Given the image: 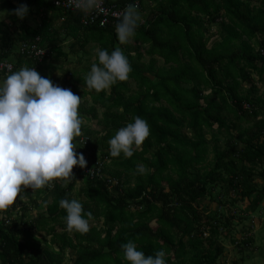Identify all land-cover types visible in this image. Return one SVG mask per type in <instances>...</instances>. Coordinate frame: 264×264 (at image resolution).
Masks as SVG:
<instances>
[{"label": "trees", "instance_id": "trees-1", "mask_svg": "<svg viewBox=\"0 0 264 264\" xmlns=\"http://www.w3.org/2000/svg\"><path fill=\"white\" fill-rule=\"evenodd\" d=\"M28 1L39 13V23L21 24L15 31L17 43L38 39L46 59L74 56L77 63L90 46L109 52L120 47L132 71L126 81L109 87L107 95L105 90L81 93L76 83L87 86L85 79L63 71L59 85L90 96L91 105H79L78 111L82 120L95 121L98 127L81 125L86 142L75 145L74 138L77 153L85 156L101 149V160L108 163L101 178L89 180L77 167L76 178L65 186L55 180L52 187L35 189L32 197L26 191L34 209L41 207L40 197L50 198L45 213L33 220L22 221L30 210L25 203L0 211V264H62L67 249L74 253L72 264H129L121 248L129 240L146 255L163 248L167 264H223V241L236 247L240 264L246 263L253 252V226L260 219L256 211L264 198V119L237 127L264 110V97L253 95L252 79L253 74L258 80L264 76V0H134L141 22L136 35L123 44L115 32L117 21L103 28L84 26L80 11L63 10L54 0ZM105 2L124 9L133 0ZM47 11L55 12L61 23L52 21ZM212 26L219 27L220 38L207 47ZM67 38L71 43L64 53ZM13 42L0 51L3 58L13 56V71L32 67L30 60L15 53ZM45 60L38 71L56 68L43 66ZM93 62L98 63L97 54ZM96 107L102 110L100 116ZM135 116L147 120L149 137L134 146L132 157L111 156L108 140ZM229 116L233 120L227 124ZM237 129L238 135H231L219 149L218 136ZM209 154L212 159L206 164ZM138 164L146 166L144 174L137 173ZM78 179L83 186L74 196ZM62 198H78L85 214L92 213L89 221L101 225L87 233L68 231L66 212L59 205ZM228 200L232 206L247 201L249 213L223 215L208 208ZM19 213L20 220L13 219ZM247 214L248 227L237 239L234 224L240 225Z\"/></svg>", "mask_w": 264, "mask_h": 264}, {"label": "clouds", "instance_id": "clouds-1", "mask_svg": "<svg viewBox=\"0 0 264 264\" xmlns=\"http://www.w3.org/2000/svg\"><path fill=\"white\" fill-rule=\"evenodd\" d=\"M74 3L85 14L104 11V0H74ZM28 13L29 7L24 2L12 10L21 20ZM140 22L141 15L133 0L115 24L118 40L123 44L132 39ZM96 54L98 63L91 65L85 77L88 88L101 91L129 78L132 67L120 47L111 52L97 48ZM80 103L78 94L41 75L34 66L24 65L0 78V211L12 206L24 189L52 187V181L75 177L74 166L87 165L85 156L77 153L73 143L81 134ZM149 135L147 120L133 117L132 122L119 128L108 140L111 156L132 157L134 146H141ZM136 171L144 174L147 168L138 164ZM59 205L66 212L63 219L68 231H89L87 217L92 213L85 214L80 200L62 198ZM121 248L123 259L129 264H167L163 248L146 255L132 240Z\"/></svg>", "mask_w": 264, "mask_h": 264}, {"label": "rangeland", "instance_id": "rangeland-1", "mask_svg": "<svg viewBox=\"0 0 264 264\" xmlns=\"http://www.w3.org/2000/svg\"><path fill=\"white\" fill-rule=\"evenodd\" d=\"M21 2L26 3L28 5V7H29L28 15L22 20L19 19L18 17H16L15 15H13L12 11L7 10L5 7L3 8L4 9L3 11L0 10V17H2V15L5 17L2 20L3 26L6 28L5 30L7 31V33H9L10 35L13 34V36H14L13 39L12 38H10V39H12L14 41V43L18 42L17 35H15L16 34L15 31L19 28V26L21 24H24L27 27H35L37 25V23H38V20H39V13H36L34 5L28 0H20L19 3H21ZM143 15H145V14H143ZM207 36H209V41H208L206 46L210 47L212 43H214L215 41H219V38H220V29H219V27L212 26L211 28H209V33L207 34ZM69 43H71V39L70 38H67L66 40H64V42H63V47L64 48L62 50L64 53H67V47H68ZM96 49H97L96 47L90 46L88 55H86L85 57H81L80 58V63H77L76 58L74 56H67L66 60H63V58H58L56 60L53 59V58L46 59L43 66L51 64V65H55L54 67H56V68L53 69V70H50V69L43 70L42 69L39 72L41 73V75H45V76L50 77L52 79V81L54 83H56V84H60V83L62 84V80L63 79H61V77L63 76L62 75L63 71H66V70L70 71V72H72V71L77 72V73H79L78 76H81L83 79H85L87 73L90 71L91 65L94 63L93 59H94V56L96 54ZM9 57L13 58V56H9ZM147 62H148V57H145L143 59V63L146 64ZM161 65H162L161 61H158L157 66H161ZM68 78H69V76H67L66 80H68ZM252 79H253V84L256 87V92L254 91L253 95L254 96L264 97V76H262L261 80H258L256 75L253 74L252 75ZM76 84L78 85V87L81 88V90H82L81 93H83V94L85 92H88V93L92 94V93H94L96 91L94 89H90L87 86H85V84L83 82L82 83H76ZM243 87L245 89H247L249 86H248V84H245ZM108 92H109V88L105 89L106 95H107ZM205 93H208V92L205 91ZM253 95H251L250 97H254ZM80 105L83 106L85 109H87L91 105L90 96L89 95H85L84 97H81ZM96 111H97V115L100 116L101 113H102V110L100 108L96 107ZM259 119H264V110H259L258 111V118L257 119L247 118V119L241 120L240 122H238L239 124H238L237 128H240V129L248 128V127H250L252 124H254ZM229 120H233L231 116H229L227 118V120H226L227 124L229 123ZM82 124L87 126V127L92 128V129H98V127L96 126V122L95 121H92V122H88L87 121L86 122L85 120H82ZM238 130L239 129H237L236 131H232L231 134H226V133L220 134L218 136V138H219V140H218L219 141L218 142V148L219 149H223L224 145L226 143V140H228L231 137V135H232V137L235 138L238 135ZM80 136H82V135L80 134L79 136L75 137V139H76L75 140V145H80L79 142H78ZM98 137H99V135H98ZM92 138L93 137H90L89 140H92ZM206 139L210 143L209 147H211V145L213 143L211 135L207 134L206 135ZM237 145H239V143H237ZM78 151H79V149H78ZM101 151L102 150L99 149V150H95L94 152L91 151L93 154H91V152L86 153L85 158L87 160V164H90V162H93V161H95L97 159H101L102 158ZM211 157H212V155L209 154L206 164L209 161H211V159H212ZM57 180H58V182L60 183L61 186H65L66 183L69 181V178L57 179ZM78 180L79 181H76L74 190L72 192V195H74V196H76V191L78 189H80V187L83 186V182L81 181V179H78ZM26 191H27L28 195L29 194L31 195L30 197L33 196L32 193H33L34 190H32L31 188H26V189H24V191H22L20 196H18L16 202L13 205H17V207H18L22 203H25L28 206V208L30 210L26 214V217H24V219H22V221L25 220L27 222V221L33 220L38 215H41V214L45 213V208L49 204L50 198L42 199L40 197L37 201H38V203L40 204L41 207L38 208V209H34V208H32V205L27 201V196L25 195ZM44 196H42V197H44ZM229 202H230V200L226 201V203L224 205L219 206V207L217 206V204L212 202V203L208 204V208H209L210 211L218 210L223 215H229V213L230 214L234 213V214H237V215H241V214L243 215L244 213L248 212V210L246 208L249 205V203L247 201L246 202L245 201H241V202L236 201L233 206L230 205ZM203 204H207V200H205L203 202ZM258 206L262 208V209H260V211L264 215V198H263V200L260 202V204ZM10 215L12 216V214H10ZM250 215L251 214H247L246 218H245V221L243 220L240 223V225H238L236 223L234 224V227H236V234H235L236 236L235 237L237 239L241 238V234L248 227L247 224H249V220L251 219L249 217ZM253 215H255V213H253ZM20 216H21V213L15 215L14 217L12 216V217H13V219L16 218V220L19 221L20 220ZM0 217H2V214L0 215ZM234 220L239 221L237 218H234ZM89 224H90V227H92V226H95V225H101V222H99V221L98 222L97 221H89ZM151 225H154V224H151ZM253 230L257 231L256 223H254ZM256 231H254V233H256ZM42 237L45 238L44 235H42ZM220 242H221V245H223V247L225 248V253H224V256L222 258V261H223L222 263L223 264H231V263H233L235 261H238L236 247H233V245H230V243H228V242L227 243L223 242V241H220ZM258 254L259 253H257V255ZM73 259H74V253L71 250L67 249L65 251L64 256H63L62 264H72ZM244 264H246V263H244Z\"/></svg>", "mask_w": 264, "mask_h": 264}, {"label": "built area", "instance_id": "built-area-1", "mask_svg": "<svg viewBox=\"0 0 264 264\" xmlns=\"http://www.w3.org/2000/svg\"><path fill=\"white\" fill-rule=\"evenodd\" d=\"M54 5L62 8L66 11H80L82 13L81 23L84 26L97 24L99 27L103 28L108 23L115 22L119 19L123 8L116 6L115 4H107L104 0L103 9L104 11H95L90 14H85L83 11L77 9L75 7L74 0H54ZM38 39H35L34 42H20L12 45V49L15 53H18L25 60H30L33 63V66L37 68V66L41 65L43 61L47 57V51L41 48L37 44ZM0 76H3L9 71H13L14 63L16 60L14 58H3L2 53H0ZM264 136V133H263ZM79 144H84L86 142L85 137L79 138ZM77 151V150H76ZM108 162L105 160L97 159L90 164H87L84 168H80L79 166H74V169L77 167L89 178V180H94L102 177L104 164Z\"/></svg>", "mask_w": 264, "mask_h": 264}, {"label": "crops", "instance_id": "crops-1", "mask_svg": "<svg viewBox=\"0 0 264 264\" xmlns=\"http://www.w3.org/2000/svg\"><path fill=\"white\" fill-rule=\"evenodd\" d=\"M19 1L20 0H0V10L3 11L4 10L3 8L5 7L7 10L12 11L13 9H15L18 6ZM46 13L52 19V21H54L55 23H59V24L61 23L62 19L58 18L56 16L55 12L47 11ZM4 18L5 17L3 15H2V17H0V51L5 48L6 43L12 42L13 41L12 39L14 37L13 34L10 35L5 30L6 28L3 26V23H2V20ZM38 23H39V20H38ZM38 23H37V25H38ZM10 38H12V39H10ZM14 45L15 44H13V46ZM260 209H262V208L259 207V208H257V211H256V213H258V211L260 212L259 213L260 219L257 222L258 227L256 224L257 231L254 230V231H256V233H253V245H252L253 246V250H252L253 252H250L248 254L250 256V258L246 262V264H264V215L261 213ZM257 253H259V254L257 255ZM238 264H240L239 261H238Z\"/></svg>", "mask_w": 264, "mask_h": 264}]
</instances>
